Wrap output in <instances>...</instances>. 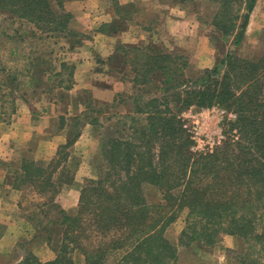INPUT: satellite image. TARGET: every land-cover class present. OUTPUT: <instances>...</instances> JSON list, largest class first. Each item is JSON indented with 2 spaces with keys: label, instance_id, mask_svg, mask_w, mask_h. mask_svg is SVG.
<instances>
[{
  "label": "rangeland",
  "instance_id": "rangeland-1",
  "mask_svg": "<svg viewBox=\"0 0 264 264\" xmlns=\"http://www.w3.org/2000/svg\"><path fill=\"white\" fill-rule=\"evenodd\" d=\"M115 2L120 4L118 0H110L113 6H115ZM248 3L249 0H239L227 12L226 19L228 15L229 17L239 15L236 19V27L232 32H225L222 27L214 24L213 18L218 10L217 5L203 0H191L189 2L145 0L142 4L134 5L135 8L138 7V10L137 17L133 20L130 18L134 10L132 4H124L122 9L120 6V12L115 13L118 16L116 17L117 24L120 25L116 33L128 32L123 37L128 38L130 35L131 38L137 40L136 45L154 47L156 50L170 55V59H158L156 62L161 64L165 70L182 73L179 77L185 81L179 88L180 97L171 96V92L160 89L163 81L160 71L154 73L153 79L150 80L151 75L148 74L146 80H143L142 72L148 71L146 62L148 61L149 64L152 62L146 57L148 58V54H154L153 51H147L143 47L139 50L128 49V52L117 49L120 57L93 60L94 73L80 76L81 81L76 82L72 73L78 60L72 56L69 57V55H71L70 50L83 45L87 35H91L95 28L87 27L86 29L83 27V22L87 23L91 18L88 13L78 14L80 15L79 20L71 14L68 20L69 29L44 33L38 29L35 22L21 18L8 9L1 8L0 118H7L12 110L13 95L9 93L12 87L5 82H9V77L15 75L16 82L20 83L21 89L15 91L14 95L25 96L34 109V113H40L42 109L54 101L57 103L58 111L65 115L68 120L63 125L67 142L78 133L83 123L88 121L87 117L84 116L85 112L88 113L89 119L98 115L93 111L94 105L99 106L102 112L98 122L92 124L93 126L90 125L93 131L100 133L101 137L103 134L119 136V138L132 136L133 130L130 125L135 123L132 119L142 117V114L138 113L135 108L137 106L142 107L145 100L157 95L159 99L158 108L165 110L162 115H176L184 134L189 135L191 140L189 146L190 159L192 161L199 154L210 152L201 151V146L198 144H204V147L209 145L207 140L210 135H214L215 128L222 126L225 136L223 140H227L229 135L234 133V130L229 129L230 122L235 121L231 120L233 118L230 113H236L237 119V110L234 107H226L216 102L211 105L196 104L203 98L198 97V95L197 97L194 96L192 91L194 88H205L204 85L201 86L200 84L202 74H206V69H212L215 66L220 67L221 59L229 51L233 55L245 59H256L264 54V0H256L252 10L248 12L242 39L235 43L236 33L241 29L244 15L248 11ZM53 5L56 6L55 8H59L57 5ZM61 10L57 11L60 12ZM84 29L89 30V33L83 32ZM104 29L108 30L109 28ZM118 41L121 43L122 39L118 38ZM145 52L148 54L145 55ZM30 61H34L37 65L31 70L34 77L38 76V72L44 70V77L46 78V76L54 73L55 69H59L63 62L69 67L63 71V74L54 75L43 80V83H38L36 79L31 80L29 79L30 76H27L26 72L31 66ZM222 69L219 68L218 71L221 73ZM188 90L191 92H187ZM209 95L210 93L207 94V96ZM204 99L209 101L206 96ZM223 109L225 112L222 114L220 110ZM135 121L138 122L139 120ZM185 123H191V127L198 126L197 142L191 138L192 133L187 131L184 126ZM138 124L135 123L134 127ZM115 130H119L120 134H117ZM127 133L128 135L125 136ZM174 138L179 139L175 136ZM235 138H237V133H235ZM67 142L63 144L65 147L59 149V154L57 153L56 157L51 159L47 165L48 172L52 173L53 187L50 190L51 193L41 190L44 179L39 176L40 173H36L33 180L23 179L21 181L22 184L28 185L25 188L22 206L32 215L29 221L31 232L29 236L27 235L23 239L22 245L16 246L12 253L13 257L9 258V261L5 262L4 259L0 258L2 264H14L16 258H22L18 262L20 264V262H24L25 257L35 256L37 258V254L40 255V259H44L42 261L54 259L56 247L59 248L61 238L62 227L58 221L61 219L60 214L62 213L55 205L54 208L44 207L43 201L51 195L55 199L62 188H67L66 180L74 178L75 175H80L82 188L90 181H98L100 177H106L109 172H113L107 170L109 165L103 150H97L95 155L82 153L81 150H75L72 153L71 150L67 149ZM196 144L198 148L197 146L192 148ZM218 145L223 147V141ZM156 147L158 148L157 145ZM66 153L68 154L66 155ZM147 160L145 156L140 165L142 167L158 166V162H155L157 159L152 165L147 164ZM79 167L82 168L78 172ZM121 174L123 179L129 180L125 171H121ZM135 179L136 177L130 182H135ZM141 187L140 196H143L146 205L151 207L148 214L158 216V209L160 208H153V206L165 202L163 197L165 188L162 185L147 182H143ZM171 191L178 194L180 190L174 188ZM93 199H95V195H93ZM177 202H180V198L171 201L173 205L169 206V212L164 215L168 216L170 213V220L172 219L168 222L164 235L169 241L177 245L179 264H248L250 257H244L245 251H250V256L253 259L251 261L254 264H264V241L253 240L250 245L238 234L224 233L213 244L205 237L202 238L203 241H188L189 243L186 245L178 244L181 232L187 225L188 208L178 206ZM86 217L80 221V226L76 230L82 234L81 243L92 248V245H96L103 237L102 235L105 234L99 229H93V226H89L90 220ZM255 231H264V221L257 224ZM109 233L104 236V239H109ZM47 236L50 238L49 240ZM41 250L42 252H40ZM113 252L116 254L118 250ZM39 258L37 259L40 260ZM72 258L74 264H84V255L79 250L72 253ZM108 259L113 262L114 254H110ZM26 264H33V260H29Z\"/></svg>",
  "mask_w": 264,
  "mask_h": 264
},
{
  "label": "trees",
  "instance_id": "trees-1",
  "mask_svg": "<svg viewBox=\"0 0 264 264\" xmlns=\"http://www.w3.org/2000/svg\"><path fill=\"white\" fill-rule=\"evenodd\" d=\"M203 1L217 5L218 10L213 18L215 25L222 27L225 32L235 29L239 15H228L227 19L226 17L229 9L239 0ZM255 2L256 0H249L247 4L248 11L244 15L241 29L236 33L235 43L242 39L248 12L252 10ZM55 5L59 8H55L51 0H0V10L8 9L21 18L35 22L44 33L69 29L68 20L71 14L64 11L60 0H56ZM114 5L120 12V4L115 2ZM59 9L62 10L58 12ZM115 24L120 27L117 19ZM142 47L154 53L152 55L145 52V55L148 54L146 59L152 62H146L148 71L142 72L143 80H146L148 74L151 75L150 80L153 79L154 73L160 71L163 76L160 89L171 92V96L180 97L179 88L185 81L180 79L182 73L165 70L156 62L158 59H170V55L154 47L120 44L110 59L121 56H118V50L128 52V49L139 50ZM30 62L27 76L31 80L36 79L38 83L63 74L69 67L63 62L59 69H55L46 78L44 70L34 77L31 70L37 65L34 61ZM219 66L206 69V74H202L200 84L205 88H194L191 91L194 96L203 98L196 102L198 105H211L216 102L237 110V119L230 122L229 128L235 132L229 131L231 135L228 134L227 140H223V147L216 145L209 153H201L191 161L189 135L184 134L176 115H162L165 110L158 108L159 99L157 95H153L144 101L142 107L135 108L142 117L132 119L139 123L135 127V123L130 125L132 136L119 138L103 134L101 137L103 154L109 165L107 170L113 172H109L106 177H100L98 181L92 180L81 188L75 214L69 215L60 211L62 214L58 223L62 231L59 248L56 247V257L40 261L35 256H29L20 264H26L29 260H33V264H74L72 253L75 250L84 255V264H179L177 245L164 235L168 222L172 220L170 213L168 216L164 215L169 212V206L173 205L171 201L177 198H180L178 206L188 208L187 225L181 232L178 244L199 242L204 237L213 244L224 233L238 234L250 245L253 240L264 241V231H255L257 224L264 221V54L256 59H245L229 51L221 59ZM219 68H223L221 73ZM70 69L72 73L71 66ZM16 80L15 75L9 77V82H5L12 87L9 92L12 95L21 89ZM204 96L208 98V102ZM93 111L98 114L94 118L89 119L87 112L84 116L87 117L86 122L96 124L102 109L94 105ZM115 131L120 134L119 130ZM127 135L128 133L125 136ZM145 156L148 159L147 164L152 165L157 159L155 162H158V166L142 167L140 163H143ZM32 169L31 173L28 172L31 178L40 173L39 176L44 179L41 190H52V173L46 167L35 164ZM121 171L128 174L129 180L122 178ZM135 177V182H130ZM143 182L165 188V202L153 206L160 208L158 216L148 214L151 207L140 196ZM174 188L180 190L178 194L171 191ZM53 200L51 195L42 205L54 208ZM84 217L90 220L89 226H93V229H99L105 235L110 232L109 239H104L105 235H102L92 248L83 245L80 241L82 234L76 229ZM110 254L115 256L113 262L108 259ZM244 257H250L248 264H254L250 251H245Z\"/></svg>",
  "mask_w": 264,
  "mask_h": 264
},
{
  "label": "crops",
  "instance_id": "crops-1",
  "mask_svg": "<svg viewBox=\"0 0 264 264\" xmlns=\"http://www.w3.org/2000/svg\"><path fill=\"white\" fill-rule=\"evenodd\" d=\"M51 1L55 4V0ZM144 1L118 0L121 9L124 8V4H132L134 9L130 17L132 20L137 17L138 10L134 5L142 4ZM60 5L64 11L77 19L80 16L78 14L88 13L91 18L87 23L83 22V27L86 29L95 27L91 35H87L81 47L70 50L69 57L78 60L73 71L76 82L81 81L80 76L94 73L93 60L110 59L116 52L118 44L130 46L137 42L130 35L128 38L123 37L128 32L116 33L119 27L114 25V22L118 17L115 14L118 10L110 0H60ZM106 27L110 29H104ZM83 32L87 34L89 30L84 29ZM118 38L122 39L121 43H118ZM33 110L25 96L13 94L10 114L7 118H0V258L5 262L13 257L12 253L16 246L22 245L23 239L31 232L29 221L32 215L22 206L25 188L28 185L22 184L21 181L33 180L28 173L32 172L33 165L47 168L49 161L56 157L59 149L67 142L63 125L68 120L58 111L55 101L40 113H34ZM90 125L93 126L92 123L84 122L74 141L68 145L67 149L72 153L81 150L82 153L95 155L97 150H103L100 133L93 131ZM80 168L82 167L78 168V172ZM79 176L68 178L67 188H62L60 194L58 193L59 195L53 200L56 208L65 214L73 215L78 210L82 186V179ZM36 256L40 257L39 254ZM21 259L16 258L14 264H19ZM42 260L44 259H40Z\"/></svg>",
  "mask_w": 264,
  "mask_h": 264
},
{
  "label": "built area",
  "instance_id": "built-area-1",
  "mask_svg": "<svg viewBox=\"0 0 264 264\" xmlns=\"http://www.w3.org/2000/svg\"><path fill=\"white\" fill-rule=\"evenodd\" d=\"M220 112L223 114L225 112V110H220ZM230 116H232L233 119H231L230 117H228L229 119L231 120H235L236 119V113H230ZM184 126L187 128V131H189L190 133H192V136L191 138L193 140H195V142H197V136H198V126H192L191 127V123H185ZM200 130V128H199ZM214 135H210L209 136V139L207 140L208 144L209 145H206L205 147L203 145H199L198 143V146H201V151H206V152H209V151H212L213 148L218 145L219 143H221V141H223V139L225 138L224 136V132H223V129H222V126L221 127H217L214 129ZM235 132V131H234ZM194 145L192 148L196 147L197 146ZM197 146V148H198Z\"/></svg>",
  "mask_w": 264,
  "mask_h": 264
}]
</instances>
